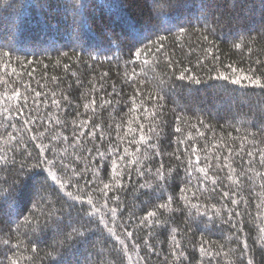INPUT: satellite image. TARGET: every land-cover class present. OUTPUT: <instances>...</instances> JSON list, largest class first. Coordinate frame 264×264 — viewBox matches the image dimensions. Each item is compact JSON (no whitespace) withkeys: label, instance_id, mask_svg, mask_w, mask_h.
<instances>
[{"label":"trees","instance_id":"16d2710c","mask_svg":"<svg viewBox=\"0 0 264 264\" xmlns=\"http://www.w3.org/2000/svg\"><path fill=\"white\" fill-rule=\"evenodd\" d=\"M229 64L264 80V0H0V264H264V89L210 79ZM184 69L200 83L177 79ZM137 91L154 123L128 110ZM114 146L123 174L103 196L93 189L120 168L97 149ZM43 159L83 177L97 218L34 167ZM104 201L119 204L104 220L123 251L99 222Z\"/></svg>","mask_w":264,"mask_h":264},{"label":"snow or ice","instance_id":"6c2138e0","mask_svg":"<svg viewBox=\"0 0 264 264\" xmlns=\"http://www.w3.org/2000/svg\"><path fill=\"white\" fill-rule=\"evenodd\" d=\"M181 31H183V29H181ZM133 38L136 39L138 42L144 40V39H149L148 36H146L144 34V32L142 30L139 31H135L133 33ZM160 39H163V37H160ZM117 46H119V43H117ZM235 48H240L241 45L240 44H235L234 45ZM157 51H160V48H157ZM5 56L8 55V53H4ZM136 60L140 59L141 56V51H136L134 53ZM129 63H135V61L130 60ZM148 61L145 60L144 64L147 65ZM189 72L188 69H184L181 74L177 77V79L179 80H185V79H190L193 80L195 83L199 84L200 80L197 79L195 76L192 75H187V73ZM55 79V78H53ZM210 79L212 80H217V81H223L226 84L230 83L231 85L234 86H239V87H245V86H249V87H253V88H260V89H264V80H262L260 77L256 76L255 73L252 72L251 69H249L248 71H245L244 69L237 67H233L231 64L226 66V70L225 71H221L218 72L215 76H211ZM135 80V69H133V73L131 76H126V82H133ZM246 82V83H245ZM17 96H19V93H17ZM41 96V92H36L35 93V97L39 98ZM53 96H55V93H53ZM140 96V93L137 91L135 92L132 96H130L128 98V104L129 106V111L132 112H139L140 109L143 110L144 113L147 114V116L152 117V121L153 123L155 122V118L157 116V112L156 111H151L149 112L148 108L145 107V101L144 100H139V104H138V97ZM64 99H67V97H64ZM52 105H55L57 108H59L61 106V101L58 99L53 98L51 101ZM96 101L93 98L91 101L92 105H95ZM104 104H111V101H104ZM89 107V104H85L84 108L87 109ZM93 111H95V108L93 107L92 109ZM17 111H19V109H17ZM38 119V117H37ZM29 123L33 122V121H28ZM56 123L59 124L60 120L59 117L56 118ZM89 123V121L87 119L84 120L83 124L77 125V129L84 127L85 125H87ZM118 128L120 127L119 125L117 126ZM140 132H144V125L141 123L139 125V129ZM128 132H133L134 130L131 128L127 129ZM149 132H155L156 129L150 127L148 129ZM176 132H180L181 129L179 127H177L175 129ZM77 134H81L79 132H77ZM92 136H95V132L91 133ZM56 138H60L59 135L57 134ZM63 139H67V137H63ZM101 139H103V137H101ZM140 141L141 142H147L145 139V135H142L140 137ZM135 142V137H133V140L130 141V143H134ZM180 143H183V141H181ZM149 147H151V145H149ZM193 154H195L196 149L193 148L192 149ZM97 152L99 153V159L103 160L104 163V167H107V165L109 163H111L113 165V168H120V165H118L116 163V161H124L125 160V155L127 153V150L124 149L123 153L124 154H118L117 152V147H112V150L110 152H100L99 149H97ZM249 155H251V153H249ZM129 163H138V161H129ZM189 163L191 164L192 162L189 161ZM200 161L199 158H197L196 160V166L197 169L204 174V176H207V172L204 170V168L199 167ZM35 168H42V167H46L48 170V176L50 177V179L55 182L56 184L59 185V189L64 193V195L68 198V200L74 201L76 203H79L81 205L87 204L90 206L91 209H95V211L92 210H88L87 211V215L89 217L92 218H97V212L99 211V208L97 207L96 204H94L93 199L91 197H89L88 199H83L81 197V192L83 191L80 188V184H79V180L82 179L83 177H79L77 179H74L73 177L76 175L75 170H73V173L71 175H68L67 179H61V177L57 176L55 171H52L53 168L57 169V170H61L65 173L68 172V165L64 164L62 161L58 162L56 159H43V160H38L37 164L34 165ZM126 167V165H125ZM91 169H88V171H90ZM100 171V166H97V172ZM171 171V170H169ZM123 174V168H120L119 171H114V175L112 176V183H104L103 180H99V183H103V188H100L98 185L96 188H94V191H99L103 196H107L108 195V191L112 190L114 187H119L120 186V180L118 179V177H120ZM95 175V174H94ZM189 175H191V173H189ZM164 178V173L160 170L157 169V179H163ZM99 179V178H98ZM45 183H47V180L45 181ZM213 183H215V181H213ZM88 183H85V187H88ZM71 188H75L76 191L73 192L72 190H70ZM187 197H185L186 199ZM11 207L15 208V204L11 203ZM168 203H171V198L169 199V201L167 203H162L160 204V208H167L168 207ZM232 203H237V201H232ZM101 207H105L107 208V212L104 213V216L98 217L99 222L104 224V227L107 229L108 233L110 236L115 237L117 239V241H119V236L117 235V232L111 228L108 227V224L105 222L104 217L107 216L109 217V219H111L112 216H116L118 211H119V204L117 203V205L115 207H109L107 204V201H104V203L101 205ZM111 214V215H109ZM156 216V212L155 211H150L146 213L145 216V220L148 217H155ZM28 223H31V221H28ZM114 223V221H113ZM143 223V221H142ZM262 231H264V229H262ZM78 236H82L83 233L81 232H76L75 233ZM128 237L131 238L132 233H127ZM173 239L175 240V237H173ZM121 244V251L124 250V248H126V245L123 244L122 241H119ZM3 244L5 246H9V241L8 240H4ZM18 247V246H17ZM176 247H180V245L177 243ZM32 251H35V248H32ZM201 251H203V249H201ZM129 260L132 259L131 256L128 257ZM11 264H19V258L17 260H13L11 262Z\"/></svg>","mask_w":264,"mask_h":264}]
</instances>
